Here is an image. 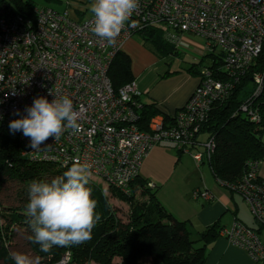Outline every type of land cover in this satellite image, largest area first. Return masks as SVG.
Listing matches in <instances>:
<instances>
[{
	"label": "built area",
	"instance_id": "2783aa9c",
	"mask_svg": "<svg viewBox=\"0 0 264 264\" xmlns=\"http://www.w3.org/2000/svg\"><path fill=\"white\" fill-rule=\"evenodd\" d=\"M34 19L0 17V126L26 115L34 98L50 102L67 95L80 113L78 133L65 131L58 140L49 138L33 151L30 140L19 133L21 155L30 163L70 167L75 160L89 165L90 175L108 187L129 193L144 158L155 146L191 156L197 166L209 160L213 138L201 140L200 128L214 103L223 101L239 78L264 49V0H139V8L117 38L108 45L91 32L92 14L80 20L67 11L35 7ZM135 21L138 27H130ZM146 28L159 30L178 50L187 47L185 36L203 41L206 50L218 48L225 79L207 68L187 101L165 123L152 117L148 131L138 127L140 92L133 81L114 91L107 75L115 54L124 42ZM254 96L260 93L264 75L253 73ZM19 110L20 115H16ZM240 110L258 121L257 109L244 102ZM216 184L237 192L253 218L264 227V179L258 163L251 162L236 184ZM148 187L154 188L151 182ZM195 196L209 199L207 190ZM219 236L242 249L252 264H264V244L257 233L235 220ZM66 252L57 264H66Z\"/></svg>",
	"mask_w": 264,
	"mask_h": 264
},
{
	"label": "trees",
	"instance_id": "16d2710c",
	"mask_svg": "<svg viewBox=\"0 0 264 264\" xmlns=\"http://www.w3.org/2000/svg\"><path fill=\"white\" fill-rule=\"evenodd\" d=\"M35 7L31 0H0V17L33 20ZM76 14V20L85 18V12L80 9L76 10ZM158 32L146 28L136 36L145 48L158 56L179 55L180 51L159 36ZM207 60L209 63L203 65ZM198 64L201 70L207 68L215 77L226 78L222 71V55L219 51L215 53V48L207 50V54L191 63L187 69L200 77L201 70L194 69ZM255 72L264 75V49L239 78L226 99L213 104L200 128V139L211 137L214 140L213 152L206 163L214 179L224 185L239 182L251 162L259 165L264 161V82L260 93L254 96ZM107 75L114 91L133 81L130 57L122 50L118 51L110 63ZM248 101L257 109L258 121L251 120L240 110L241 104ZM140 103L137 122L140 130L148 131V122L156 115H161L165 123L172 121L173 113L162 114L153 102L144 103L140 100ZM21 151L19 133L13 134L9 126L1 125L0 188L4 183L16 182L19 189L18 205H0V264H14L9 246L15 229L24 230L29 237L33 235L29 218L25 215L29 184L32 181L50 182L68 168L50 163H30L21 155ZM147 184L145 179L137 175L127 194L109 187L118 199L129 205L128 217L124 221L117 216V210L110 204L101 186L89 181L87 187L92 189V197L97 201L96 211L101 213V220L93 229V238L77 246L54 247L48 253L41 252L39 246L29 239L30 248L41 258V264H55L66 252L69 254L68 264H86L90 261L95 264H204L207 248L220 237L222 227L214 222L193 233L188 222L177 220L165 210L152 191L153 188Z\"/></svg>",
	"mask_w": 264,
	"mask_h": 264
},
{
	"label": "clouds",
	"instance_id": "9594fccd",
	"mask_svg": "<svg viewBox=\"0 0 264 264\" xmlns=\"http://www.w3.org/2000/svg\"><path fill=\"white\" fill-rule=\"evenodd\" d=\"M139 8V0H93L91 32L108 45H115L126 24ZM138 27L132 21L129 25ZM54 96L51 102L43 96L34 98L25 108L26 115L9 123L11 133L22 132L29 138L33 151L41 150L50 137L58 140L67 130L81 131L80 113L67 95ZM16 115H20L19 110ZM2 119V116H0ZM89 165L75 160L61 175L48 181H32L28 186L25 215L33 235L29 237L41 252L54 247L77 246L93 238V229L101 220L97 201L92 197L89 184ZM14 264H40V258L13 252Z\"/></svg>",
	"mask_w": 264,
	"mask_h": 264
},
{
	"label": "crops",
	"instance_id": "0c3cea01",
	"mask_svg": "<svg viewBox=\"0 0 264 264\" xmlns=\"http://www.w3.org/2000/svg\"><path fill=\"white\" fill-rule=\"evenodd\" d=\"M127 39L122 51L131 61V72L142 102H153L162 114H172L188 99L199 82L198 74H193L183 67L171 71L152 70L157 63L156 57L141 45L140 40ZM187 44L188 39L183 37ZM189 44V43H188ZM187 48V47H186ZM180 51V50H179ZM181 54V52L179 53ZM190 63H194L196 60ZM264 140V135H262ZM203 163L199 166L189 156L170 152L165 147L155 146L142 161L138 177L154 185L152 191L161 205L174 218L188 222L193 233L218 222L222 228H228L238 220L254 229L264 244V227L251 217L249 209L239 193L229 191L216 184L205 173L200 178L192 179L189 174L199 171L203 174ZM192 171H189V167ZM178 169H183L180 182H176ZM210 170V169H209ZM258 175L264 179V161L258 165ZM196 190H207L211 197L205 199L193 194ZM204 264H252L247 254L233 246L224 237H218L207 248Z\"/></svg>",
	"mask_w": 264,
	"mask_h": 264
},
{
	"label": "rangeland",
	"instance_id": "374dc122",
	"mask_svg": "<svg viewBox=\"0 0 264 264\" xmlns=\"http://www.w3.org/2000/svg\"><path fill=\"white\" fill-rule=\"evenodd\" d=\"M31 1L36 5V7L50 6V7H53L54 9H56L60 12L67 11L69 13V16L71 18H74V19L78 17V14H76L77 9L78 10L80 9L81 11L85 12V14H83L84 17H88L89 15H91V12L89 10V6L91 3H93V0H62V2H57L55 0H31ZM158 35L162 36V33L158 32ZM133 37L135 38L133 40L137 41L138 37L136 35H134ZM185 38L188 39L189 44L187 43L186 44L187 48L180 50L181 54H179L177 56H171L170 54L158 56L143 46L146 50H148L151 53V55L153 57L157 58L156 61H158V62L153 64L151 67L154 72H156V70H160V69L162 72L167 70V69H170L171 71H173L177 67H183L185 69H188L190 64H191L190 62L193 61L192 59L198 60L200 57L207 54V50L205 49L204 43L202 40H200L197 37H191V36H185ZM218 51H219L218 48H215V53H217ZM196 63H198V62H196ZM208 63H209V60H207V62L202 63V64L204 65V64H208ZM201 68L202 67L199 64L194 67L195 71H200ZM201 140H204V138L202 137ZM167 149L168 148H166V150ZM168 150L172 153L176 152V150H174V149H168ZM182 155L189 156L191 158V156L189 154L182 153ZM195 165H196V163H195ZM202 166L204 168L203 172H202L203 174H200L199 171H197V172L193 171L192 174H189L190 177L192 179H195L196 177L200 178L201 175H204L206 173L207 176L209 178H211V180H212V175L210 173L208 164L206 162H204L202 164ZM188 168H189V171H192L190 166ZM182 172H183V169L177 170L176 182H180L181 178H180L179 174H182ZM89 181L90 182L91 181L96 182L101 186L102 190L107 195L110 204L113 206V208L115 210H117V216L125 221L128 217L129 205L127 203H125L124 201H121L120 199H118L115 196L116 194L114 195V192L111 190V188H109L98 177L90 175ZM18 189H19V186H18V183H16V182L4 183L2 185V187L0 188V205L6 206V207L18 205V199H17ZM139 199H141V198H139ZM250 215H251V213H250ZM251 217L253 218L252 215H251ZM28 240H29V236L24 230L15 229L14 236H13V238L11 240V244L9 246L10 254L18 251V252L26 253V254L32 256L33 258L38 257L37 254L34 253L33 250L30 248ZM262 240H264V237H262ZM40 260H41V258H40ZM57 263H55V264H57ZM68 263H69V261L66 264H68ZM86 264H95V263L90 261Z\"/></svg>",
	"mask_w": 264,
	"mask_h": 264
}]
</instances>
